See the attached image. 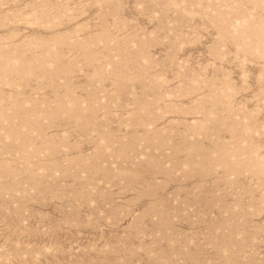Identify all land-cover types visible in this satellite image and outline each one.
<instances>
[{
  "label": "rangeland",
  "instance_id": "obj_1",
  "mask_svg": "<svg viewBox=\"0 0 264 264\" xmlns=\"http://www.w3.org/2000/svg\"><path fill=\"white\" fill-rule=\"evenodd\" d=\"M0 264H264V0H0Z\"/></svg>",
  "mask_w": 264,
  "mask_h": 264
}]
</instances>
